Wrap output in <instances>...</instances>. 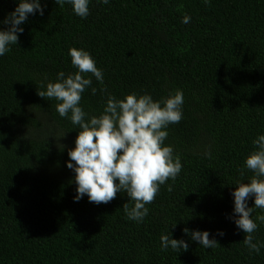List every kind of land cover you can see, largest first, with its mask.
Instances as JSON below:
<instances>
[{
	"label": "trees",
	"instance_id": "trees-1",
	"mask_svg": "<svg viewBox=\"0 0 264 264\" xmlns=\"http://www.w3.org/2000/svg\"><path fill=\"white\" fill-rule=\"evenodd\" d=\"M41 2L44 15H30L0 57V264H264V248L249 253L230 218L234 184L252 177L244 161L264 134V0H92L86 19L70 4ZM17 6L0 0V21ZM72 47L103 70V84L85 74L97 89L82 96L90 115L103 111L107 93H184L183 119L165 141L183 168L167 182L173 190L161 186L147 205L143 223L127 218L123 207L134 202L126 192L107 204L73 199L67 162L79 129L59 116L55 99L38 95L58 72L77 71ZM209 145L211 159L202 154ZM185 228L209 231L217 246H199ZM162 234L188 250H161ZM253 236L264 241V223Z\"/></svg>",
	"mask_w": 264,
	"mask_h": 264
},
{
	"label": "clouds",
	"instance_id": "clouds-1",
	"mask_svg": "<svg viewBox=\"0 0 264 264\" xmlns=\"http://www.w3.org/2000/svg\"><path fill=\"white\" fill-rule=\"evenodd\" d=\"M111 0H96L97 4L108 5ZM211 4V0H203ZM63 7L72 6L75 15L86 19L90 14L92 0H56ZM46 5L41 0H18V6L0 21V57L11 52L17 45L19 35L23 33L22 25L30 15L43 16ZM191 17L185 15L182 23H190ZM71 64L76 72L66 75L60 71L55 82H48L46 89L38 91L40 97L57 101L55 110L61 118H67L79 129L75 147L69 149L67 167L75 173L74 182L76 195L74 201L79 202L87 195L89 202L97 205L109 203L117 193L126 192L130 201L124 205L127 218L137 223H143L149 215L147 205L151 204L167 184L168 191L173 190V183L182 171L181 158L175 152L172 144H166L169 136L168 128L178 124L184 116V93L181 89L170 92L166 97L154 99L147 92L126 94L117 98L107 93L106 88L100 91L107 93L103 111L99 115H90L81 106L83 93L93 87L94 76L101 84L104 74L97 67L91 53L83 48L72 47L68 51ZM91 73V76L85 74ZM66 135V134H65ZM64 135V136H65ZM63 136V137H64ZM254 150L245 158L244 168L253 173L247 182H237L231 193L234 199V209L231 219L239 230L246 235L243 244L249 253L260 254L264 241L254 238L259 223H264V215L253 218L255 209L264 210V134H258L252 141ZM203 156L211 159V146L203 151ZM241 175H244L241 169ZM254 197V207L248 206V201ZM259 222V223H258ZM175 226V225H174ZM173 226V227H174ZM192 241L198 242L205 249H214L218 241L210 239L207 230L184 229ZM222 230L218 235L223 236ZM161 250L187 251L189 243L184 239L162 234Z\"/></svg>",
	"mask_w": 264,
	"mask_h": 264
}]
</instances>
